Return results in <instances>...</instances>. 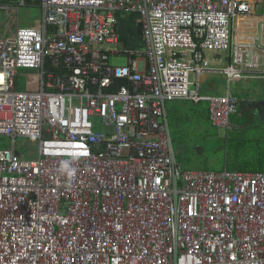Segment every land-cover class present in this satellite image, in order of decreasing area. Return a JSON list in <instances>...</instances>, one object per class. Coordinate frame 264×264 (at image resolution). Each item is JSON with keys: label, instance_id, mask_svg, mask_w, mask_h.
<instances>
[{"label": "built area", "instance_id": "2783aa9c", "mask_svg": "<svg viewBox=\"0 0 264 264\" xmlns=\"http://www.w3.org/2000/svg\"><path fill=\"white\" fill-rule=\"evenodd\" d=\"M26 6L42 9L39 25H19ZM0 11V136L12 141L0 149V264H264V171L186 169L167 117L168 102L205 101L232 128L240 100L201 83L264 80L262 32L231 34L249 1L0 0ZM124 15L139 17L140 46L121 42ZM228 52L223 67L209 58ZM20 69L37 71L35 89L18 88ZM19 137L37 152L22 157Z\"/></svg>", "mask_w": 264, "mask_h": 264}, {"label": "rangeland", "instance_id": "374dc122", "mask_svg": "<svg viewBox=\"0 0 264 264\" xmlns=\"http://www.w3.org/2000/svg\"><path fill=\"white\" fill-rule=\"evenodd\" d=\"M264 2V1H263ZM262 2V5H263ZM30 10V13H28ZM12 14V13H11ZM13 15V14H12ZM133 22L136 26L135 15ZM29 20V24L26 21ZM0 20H2V12L0 11ZM42 20V12L38 6L20 9V23L21 26H37ZM11 27H14L13 16L8 20ZM131 35L141 37L140 31L130 28ZM124 35L121 39L122 43H126L128 31H123ZM212 54H209V58ZM114 65H125L127 58L125 56L117 57L112 56L110 59ZM142 64V63H141ZM19 89H35L37 85V71L34 69H20L19 71ZM189 81L195 82V73L189 74ZM213 82L218 91L209 90V83ZM229 88L231 92L241 101L250 99H264V81L258 80H236L226 82L225 76L219 74H212L203 79L201 83V92L205 94H223ZM248 103V101L246 102ZM207 102L195 105L192 109L186 104L185 111H172L171 103H167L169 127L175 152H177V159L181 160L185 167L188 169H200L199 165L201 160H195L187 156V148L194 145L200 152H204L209 156V162L212 164V169L218 170L221 167L223 154L226 147L230 145H238L241 140L252 142L256 136H264V118L261 120L259 117L254 119H238V115L231 116L232 129L226 130L216 128L211 125L207 120L198 117L194 113H200L207 106ZM193 110L195 111L193 113ZM18 153L22 157H27L28 153H36L38 146L33 139L19 137L15 142ZM12 147L11 139L0 136V149H9ZM182 156V158H181ZM198 161V162H197Z\"/></svg>", "mask_w": 264, "mask_h": 264}, {"label": "trees", "instance_id": "16d2710c", "mask_svg": "<svg viewBox=\"0 0 264 264\" xmlns=\"http://www.w3.org/2000/svg\"><path fill=\"white\" fill-rule=\"evenodd\" d=\"M170 103L172 106V111H185L187 109L186 104H188L190 106V109H192L195 105L202 104L204 102L195 103L194 101L183 99L175 100ZM241 103H243V100H241ZM194 112L195 111L193 110V113ZM194 114L198 117H206L207 119H209L208 104L203 111H201L200 113L195 112ZM243 118L244 117H242V115H238V119ZM230 144L226 147V151L223 154V158L225 159L222 161L221 167L218 170L212 169V164L208 161L209 156L202 152V150L199 152L194 145H190V148L186 149L188 150L187 156L192 157L195 160H199L203 157L199 165L201 170L221 171L227 169L230 171H264V136H256L255 138H253L252 142H246L243 139L238 145ZM179 161L182 162L181 160ZM182 164L184 165L183 162Z\"/></svg>", "mask_w": 264, "mask_h": 264}, {"label": "crops", "instance_id": "0c3cea01", "mask_svg": "<svg viewBox=\"0 0 264 264\" xmlns=\"http://www.w3.org/2000/svg\"><path fill=\"white\" fill-rule=\"evenodd\" d=\"M247 1H249L252 4L253 8H254L253 15L238 16L237 18H235L233 20L232 27H231L232 39L233 40H239L243 36L254 35L256 33H261L262 32V35H263L262 41L264 42V2H263L264 0H247ZM262 2H263V5H262ZM30 7H32V6H26V7H21V8H30ZM20 9H19V15H20ZM41 12H42V9H41ZM28 13H30V10H28ZM12 14H13L14 26H17L15 24V22L17 21L16 18L14 17L15 13L13 12ZM135 19H136V26L134 25L133 16L132 15H124L120 19V22H119V33H120L121 39H122V37L124 35L123 31L124 30L128 31L127 41H126V43H123L125 46H129V47H134L135 46V47H137V46H140L141 43H142L141 37L139 39V37L137 35L136 36L131 35V29L130 28H134V29L140 31V33H141V26H140V24L138 22L139 17L137 15H135ZM29 20H30V18L28 19V21H26V23L29 24L30 23ZM18 23H20V16L18 18ZM221 57L223 58V61L219 60L217 54L216 55L212 54L211 59L212 58H216L217 59L216 61L213 62V65H215L217 67H223V66L227 65L229 60H230V52L222 54ZM212 74L213 73L204 74L203 77H202V82H203V79L205 77H207L209 75H212ZM219 75L224 76L223 74H219ZM240 80H243V79H240ZM244 80H258V79H244ZM260 80H262V79H260ZM262 81H264V80H262ZM226 82H228L227 79H226ZM208 88H209V90L218 91V90H216L215 84L213 82L209 83ZM228 92L233 94L231 92L230 88H229V85H228V89H226V91L223 94H220V95H224V94H226ZM203 94H205V93H203ZM247 101H248V103H246ZM261 101H264V99L262 98V99H257V100L256 99L243 100V104H246L247 107H249L251 103H257L259 105L264 106V104H262ZM240 103H241V101H240ZM167 117H168V115H167ZM202 118H204L209 123H211L212 126H214L216 128H220V127H218V126H216V125H214L212 123V121L210 119V114H209V119H207L206 117H202ZM168 122H169V119H168ZM176 156H177V152H176Z\"/></svg>", "mask_w": 264, "mask_h": 264}, {"label": "flooded vegetation", "instance_id": "af4514ba", "mask_svg": "<svg viewBox=\"0 0 264 264\" xmlns=\"http://www.w3.org/2000/svg\"><path fill=\"white\" fill-rule=\"evenodd\" d=\"M239 115H242V117H246L248 119H256L260 118L263 120L264 118V106L259 105L257 103H251L249 107L246 106V104L240 103L239 105ZM259 111L262 112V115H260Z\"/></svg>", "mask_w": 264, "mask_h": 264}, {"label": "water", "instance_id": "95a60500", "mask_svg": "<svg viewBox=\"0 0 264 264\" xmlns=\"http://www.w3.org/2000/svg\"><path fill=\"white\" fill-rule=\"evenodd\" d=\"M261 103L264 104V101H261ZM259 113H260V115H262V112L261 111H259Z\"/></svg>", "mask_w": 264, "mask_h": 264}, {"label": "clouds", "instance_id": "9594fccd", "mask_svg": "<svg viewBox=\"0 0 264 264\" xmlns=\"http://www.w3.org/2000/svg\"><path fill=\"white\" fill-rule=\"evenodd\" d=\"M66 167V165H64Z\"/></svg>", "mask_w": 264, "mask_h": 264}]
</instances>
